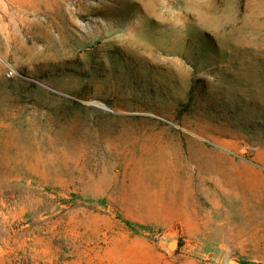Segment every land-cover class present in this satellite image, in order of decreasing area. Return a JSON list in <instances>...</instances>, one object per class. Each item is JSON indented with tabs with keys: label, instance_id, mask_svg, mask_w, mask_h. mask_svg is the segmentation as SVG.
<instances>
[{
	"label": "rangeland",
	"instance_id": "1",
	"mask_svg": "<svg viewBox=\"0 0 264 264\" xmlns=\"http://www.w3.org/2000/svg\"><path fill=\"white\" fill-rule=\"evenodd\" d=\"M0 264H264V0H0Z\"/></svg>",
	"mask_w": 264,
	"mask_h": 264
},
{
	"label": "bare ground",
	"instance_id": "2",
	"mask_svg": "<svg viewBox=\"0 0 264 264\" xmlns=\"http://www.w3.org/2000/svg\"><path fill=\"white\" fill-rule=\"evenodd\" d=\"M174 244V243H173Z\"/></svg>",
	"mask_w": 264,
	"mask_h": 264
}]
</instances>
